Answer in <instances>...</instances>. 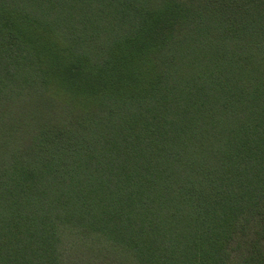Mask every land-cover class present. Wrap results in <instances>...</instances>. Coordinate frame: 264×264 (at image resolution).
Here are the masks:
<instances>
[{"label": "trees", "instance_id": "1", "mask_svg": "<svg viewBox=\"0 0 264 264\" xmlns=\"http://www.w3.org/2000/svg\"><path fill=\"white\" fill-rule=\"evenodd\" d=\"M0 264H264V0H0Z\"/></svg>", "mask_w": 264, "mask_h": 264}]
</instances>
